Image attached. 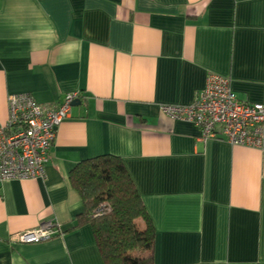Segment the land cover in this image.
I'll list each match as a JSON object with an SVG mask.
<instances>
[{"label": "crops", "instance_id": "1", "mask_svg": "<svg viewBox=\"0 0 264 264\" xmlns=\"http://www.w3.org/2000/svg\"><path fill=\"white\" fill-rule=\"evenodd\" d=\"M209 73L264 102V0H0V123L9 94L81 95L46 178L0 181V264H104L69 172L106 153L152 220V264H264V147L199 139L160 108L191 103ZM51 218L61 235L11 240Z\"/></svg>", "mask_w": 264, "mask_h": 264}, {"label": "built area", "instance_id": "2", "mask_svg": "<svg viewBox=\"0 0 264 264\" xmlns=\"http://www.w3.org/2000/svg\"><path fill=\"white\" fill-rule=\"evenodd\" d=\"M79 92H69L58 104L40 103L30 93L9 94L8 117L0 123V181L46 178V165L57 126L70 116ZM173 119L192 122L199 139L220 138L233 145L264 147V102H247L232 90L230 79L209 73L203 89L186 105H161ZM104 205L97 210H104ZM62 225L46 219L15 232L11 240L35 243L62 234Z\"/></svg>", "mask_w": 264, "mask_h": 264}, {"label": "trees", "instance_id": "3", "mask_svg": "<svg viewBox=\"0 0 264 264\" xmlns=\"http://www.w3.org/2000/svg\"><path fill=\"white\" fill-rule=\"evenodd\" d=\"M69 180L83 204L77 224L91 225L104 264H152L155 228L123 160L109 153L81 160Z\"/></svg>", "mask_w": 264, "mask_h": 264}, {"label": "water", "instance_id": "4", "mask_svg": "<svg viewBox=\"0 0 264 264\" xmlns=\"http://www.w3.org/2000/svg\"><path fill=\"white\" fill-rule=\"evenodd\" d=\"M80 101V99H78V100H75L72 104H75V102H79Z\"/></svg>", "mask_w": 264, "mask_h": 264}]
</instances>
